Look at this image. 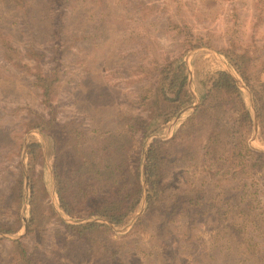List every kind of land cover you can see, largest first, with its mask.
Segmentation results:
<instances>
[{
	"label": "rangeland",
	"instance_id": "rangeland-1",
	"mask_svg": "<svg viewBox=\"0 0 264 264\" xmlns=\"http://www.w3.org/2000/svg\"><path fill=\"white\" fill-rule=\"evenodd\" d=\"M10 5L0 11V225L14 232L0 231V264L24 263L14 242L18 239L32 258L30 264H112L64 227L63 221H77L59 207L52 154L36 126L42 121H73L90 131L92 116L101 114L112 118L109 124L126 130L130 119L148 118L153 111L150 103L160 68L182 57L194 105L145 141L133 133L128 159L137 163L139 155L143 167L151 139L167 140L182 125L177 139L162 146V191H200L211 179L201 162L211 126L199 117L195 124L181 123H187L199 102L206 70L227 62L223 50L244 53L250 79L264 78V0H11ZM53 71L58 80L45 96L34 76ZM242 90L251 108L249 91L244 86ZM118 116L124 118L123 126ZM32 141L42 145L33 167L27 154ZM231 143L237 149L248 146L264 152L257 122L255 132L253 126L251 131L240 129ZM245 174L220 178L211 189H230ZM102 185L87 189L89 197L100 195ZM142 186L146 189L145 180ZM195 207L189 224L182 216L172 223L176 244L152 235L155 216H144V201L120 225L106 222L109 230L96 234L95 245L103 241L119 248L128 264H217L209 259L220 223L210 206ZM235 257L258 264L257 257L242 250Z\"/></svg>",
	"mask_w": 264,
	"mask_h": 264
},
{
	"label": "trees",
	"instance_id": "trees-1",
	"mask_svg": "<svg viewBox=\"0 0 264 264\" xmlns=\"http://www.w3.org/2000/svg\"><path fill=\"white\" fill-rule=\"evenodd\" d=\"M10 2L0 0V11L3 12ZM222 53L237 79L249 91L256 116L257 138L264 144V79H256L255 82L250 79L248 57L244 53L230 55L227 50ZM36 54L41 57L40 53ZM237 79L221 67L206 70L199 102L187 117V123H181L195 124L199 117L207 118L211 126L205 134L201 157L202 168L211 179L195 193L188 189L187 194L164 195L162 191V146L177 139L182 125L167 140L151 139L145 149L143 167L139 155L137 163L128 159L133 133L145 141L178 113L194 105L195 97L187 85L188 68L182 57L160 68L150 103L153 111L148 118L130 119L131 125H126V130L109 124L108 120L112 121V118L101 114L92 116L94 126L90 131L77 128L73 121L52 120L48 125L43 121L38 124L36 127L44 135L52 154L51 171L59 207L65 215L77 221H63L64 227L101 259L112 264H128L124 255H120L119 248L113 249L103 241L95 245L94 241L98 239L97 233L109 230L107 223L118 226L139 208L142 182L145 180L144 216H155L151 227L153 236L176 244L179 240L172 233L175 218L182 216L189 224L195 206L207 205L220 223L217 226L218 234L213 238L214 246L209 260L214 259L217 264L232 260L234 264H247L246 257L239 260L235 257L242 250V253L248 252L257 257L258 264H264V173H258L264 168V152L248 146L237 149L231 143L240 129L251 131L253 126L251 108ZM57 80L56 71L50 75L37 73L34 76V83L42 88L45 96H49ZM118 120L122 126L126 123H121L124 120L122 116H118ZM198 120L200 122L201 119ZM43 128H46L45 131ZM41 148L38 141L28 144L30 166H34ZM244 173L230 189L212 190L220 178H233ZM96 183L103 184V191L96 198L89 197L86 190ZM90 218L105 222L88 220ZM0 231L14 232L8 225H0ZM14 242L23 262L32 263L21 241L18 239Z\"/></svg>",
	"mask_w": 264,
	"mask_h": 264
},
{
	"label": "water",
	"instance_id": "water-1",
	"mask_svg": "<svg viewBox=\"0 0 264 264\" xmlns=\"http://www.w3.org/2000/svg\"><path fill=\"white\" fill-rule=\"evenodd\" d=\"M227 69V68H226ZM228 70V72L230 73V74H232L231 72H230V70L229 69H227ZM233 75V74H232ZM234 77V76H233ZM238 82V84H239V86L240 87H242L243 88V86H242V84L239 82V81H237ZM250 95V94H249ZM250 99H251V96H250ZM251 111H252V117H253V131L255 132V129H256V116H255V113H254V110H253V102H252V100H251ZM144 201H145V188H144V186H143V193H142V200H141V203L143 204L144 203Z\"/></svg>",
	"mask_w": 264,
	"mask_h": 264
},
{
	"label": "crops",
	"instance_id": "crops-1",
	"mask_svg": "<svg viewBox=\"0 0 264 264\" xmlns=\"http://www.w3.org/2000/svg\"><path fill=\"white\" fill-rule=\"evenodd\" d=\"M220 65V64H219ZM219 67H221V68H223V69H225L226 71H228L227 69H229L230 70V72L233 74V76L236 78V76L234 75V72H233V70L230 68V66L228 65V63L226 62L225 64L223 63V64H221ZM227 68V69H226ZM237 79V78H236ZM264 79V78H263ZM237 81H239L238 79H237ZM240 82V81H239ZM242 88V87H241Z\"/></svg>",
	"mask_w": 264,
	"mask_h": 264
}]
</instances>
